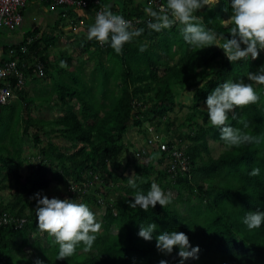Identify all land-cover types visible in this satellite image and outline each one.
Returning a JSON list of instances; mask_svg holds the SVG:
<instances>
[{"label": "trees", "instance_id": "16d2710c", "mask_svg": "<svg viewBox=\"0 0 264 264\" xmlns=\"http://www.w3.org/2000/svg\"><path fill=\"white\" fill-rule=\"evenodd\" d=\"M110 1L114 6L116 1H121L117 12L125 19H142L134 29H144L143 34L125 44L121 55L108 44L103 48L96 40L81 44L88 58H97L90 77L83 73L81 78L91 87L82 93L78 91L79 81L74 79V73L82 66L69 76L73 86L61 77L54 89L58 101L53 106L60 110L57 117L32 118L31 100L26 91L21 90L16 94L23 106L22 136L10 137L11 123L2 122L0 215L6 214L8 223L0 225V264H34L37 259L42 264H159L160 260L179 264L178 249L164 255L155 247V237L172 230L185 233L190 244L199 247L198 259L186 260L184 264H264V224L249 231L242 223L246 212L264 211V140L227 149L219 138V129L209 125L206 108H201L206 105L210 92L227 80L252 83L260 96L259 102L235 109L229 114V124L243 128V123H247L244 131L264 137V85L247 79L249 72L255 73L264 65V52L255 60L230 63L217 45L204 49L187 45L178 24L159 33L150 31L146 1L99 0L107 9ZM214 9L212 13H202L204 26L230 38V0H219ZM63 14L62 11L60 17ZM66 14L76 17L70 8ZM200 14L201 11L196 13ZM38 34L39 30H33L20 43H4L0 48V64L17 60L21 68L24 65L22 70L27 79L51 78L53 67L48 50L56 43V37H38ZM218 44L222 47L223 41ZM142 46L146 51H139ZM103 53L107 55L106 64L101 60ZM35 60L43 64V76L33 73ZM71 60L72 56L66 61L60 59L66 65ZM54 65L58 74L61 73L63 68ZM112 81H117L113 85L122 83V92L110 100L108 87ZM174 84L183 85L181 89L191 93L188 98L191 106L176 102V94L172 92ZM95 86H98L96 90ZM49 99L46 105L50 104ZM9 106L0 105V115L3 110H9ZM186 107L185 114L180 115L178 112ZM233 115L237 116L236 120L232 119ZM128 122L137 130L136 135L146 138L139 147L135 146L138 140L124 141ZM154 131H161L164 136L160 143L164 149L159 143L151 147ZM31 139L35 143L31 144L33 150L24 158L21 148ZM211 141L220 147L213 150ZM123 159L126 160L124 165ZM180 160H184V169ZM24 162H32L31 168L36 169L22 180L20 169ZM129 167L141 176L137 184L145 193L155 182L163 191L174 189L176 201L164 208L157 204L147 212L130 209L128 204L134 202L135 190L128 186L129 177L124 175ZM254 167L260 168L256 177L249 175ZM218 174L223 175L225 181L220 195L209 188L204 178L215 179ZM120 181L126 185H118ZM52 183L64 188L65 194L59 191L56 198L86 203L94 215L93 206H105L100 218L102 228L92 248L85 251L81 244L75 254L65 260L57 259L59 248L53 238L37 229L36 201L30 199L37 192L53 198L45 192ZM112 184H116L115 189ZM112 189L115 195L110 192ZM4 191L7 192L5 197L1 195ZM181 201L187 205L186 215L173 205ZM20 219L26 222L21 225ZM141 223L157 225L151 241L138 236ZM112 228L116 229V234L111 232ZM41 234L46 245L38 239Z\"/></svg>", "mask_w": 264, "mask_h": 264}, {"label": "clouds", "instance_id": "9594fccd", "mask_svg": "<svg viewBox=\"0 0 264 264\" xmlns=\"http://www.w3.org/2000/svg\"><path fill=\"white\" fill-rule=\"evenodd\" d=\"M217 2L219 0H215V3ZM206 5L207 0H164L155 10L151 6L146 7L145 12L150 17L147 28L159 33L178 24L184 42L199 49L216 46L218 42L223 41L222 47L219 48L223 50L230 63L249 58L255 60L261 52H264V0H230L232 23L230 38L206 28L202 16L196 15ZM143 32L144 29H134L130 20L122 15L113 14L111 9L106 7V10L97 12L94 23L88 29L87 39L96 40L102 47L108 44L117 55H121L124 45L140 37ZM139 51L144 52L146 48L142 46ZM61 66L66 67V64L62 61ZM247 79L257 85H264V65H261L255 73L249 72ZM259 100L260 96L252 83L227 80L210 92L206 98V105H202L201 108H206L209 125L219 129L220 140L227 149L231 150L264 140V137L253 136L244 131L248 128L247 123H243V128L229 124L230 113H234L237 108L243 109L256 104ZM188 104L191 106V101ZM232 119L236 120L237 116L233 115ZM151 137L150 141L154 143L151 147L155 148L156 143H159L160 148L163 146L160 144L164 137L161 131H154ZM212 143L217 144V142ZM187 170L188 167L185 171ZM259 174V167L252 168L249 173L252 177ZM140 178L141 176L133 173L127 181L128 186L135 190V195L132 197L134 202L128 204L130 209L139 208L147 212L157 204L164 208L171 203L170 197L155 182L150 185L146 193L140 189L137 184V179ZM95 179L97 183V177ZM30 199L36 201L37 229L52 237L53 242L58 245V260L72 257L81 244L85 251L92 248L102 225L96 221L94 213L86 203H77L67 198L49 199L40 192L35 193ZM183 214L186 215V212ZM242 223L249 231L259 229L264 224V211L246 212ZM156 230L155 223H141L138 236L144 241H151ZM155 241L156 249L164 255H171L174 248L178 249L179 264H184L186 260L198 259L199 247H193L188 236L183 232L164 231L155 237ZM34 264H42V261L37 259ZM159 264H167V261L160 260Z\"/></svg>", "mask_w": 264, "mask_h": 264}, {"label": "rangeland", "instance_id": "374dc122", "mask_svg": "<svg viewBox=\"0 0 264 264\" xmlns=\"http://www.w3.org/2000/svg\"><path fill=\"white\" fill-rule=\"evenodd\" d=\"M137 1V0H136ZM141 1H144V0H141ZM218 3V2H217ZM215 3V0H207V5L205 6L206 8H202L200 9L199 11H201V14L199 16H202V13H204L205 11V14H209V13H212L214 12V8L216 7V4ZM116 5H117V8L118 7H121L122 6V3L121 1H116ZM46 8H43L44 12L46 13L45 16H40V17H37V18H34L32 16H28L25 18L24 20V24L22 26V28H20V30H18V32L22 35L23 34H26L27 32H29L33 27L35 26H39V25H42L45 26L46 24L49 23V29L53 28L54 25H55V22L58 20V21H62L63 19L59 17L58 13L56 12H50L49 8L46 9ZM113 12V14H118L117 12V9H114V10H111ZM76 14V12H75ZM76 16V15H75ZM93 15H89L88 16V19H87V23H88V26L90 27L92 24H93ZM72 21V22H71ZM73 22H76V27H74V25H71L73 24ZM63 25L62 27L68 29V32L66 33H63L60 37H59V34L60 32L59 31H56L55 32V35H56V38H55V41L56 43L54 44L53 48L50 49V53H49V61L51 62V65L53 68L50 69V74H51V78H49L48 80H36L32 83H30V81L28 80L27 83H26V88H28V97H36L34 100V103L29 105V109H30V116L32 118H37V119H46V120H49V119H52V118H55L57 117L59 114H60V110L56 107V106H53V104L56 102L57 103V98H56V93L54 92V89H55V86L59 83V81L61 80V77L65 76V82H67L68 84L72 85L73 86V83H72V80L69 79L67 76H71L72 77V74L71 71H76L79 67L75 65V63H79V61L83 62V65L81 70H78L76 71L74 74V79L76 81H79V88H78V91L80 93L82 92H85L87 90L90 89V85L89 83H85L81 80L82 78V75H83V72H84V76L86 77H90V74L91 72L94 70V65L96 64L97 62V58L93 57V58H88L87 57V60H85V57L86 55H84L81 51V44H83L82 41H85L84 38L87 39L88 35H83V34H79L78 31L81 30L79 24L77 23V19H75V17H71L70 18H67L65 19L63 22ZM39 24V25H38ZM224 24L226 25L227 24V20H225ZM71 32H70V31ZM72 33V34H70ZM78 33V34H77ZM11 35V32L5 30V29H0V48L1 46L8 40V38L10 37ZM221 44H217L218 47H220ZM69 56H72V60L70 62L69 65H66V67H62L61 66V61L60 59H64L65 61L67 60V57ZM101 60H103L106 64V60H107V55L106 54H102L101 55ZM176 60V59H175ZM59 64L61 68H63L65 71L62 73H59L58 74V68L56 65L54 64ZM67 66L69 68H67ZM80 66V67H81ZM63 75V76H62ZM99 76V74H98ZM118 81V80H117ZM117 81H112V85L109 86L108 88L110 89V92H109V95H108V98L111 100L112 98L115 97V95H119L121 94V82L120 84H116V85H113L115 84ZM183 86V85H181ZM181 86L178 85V84H174V86L172 87V92H174L176 94V102L177 103H180V104H185L188 102V98L190 97L191 93L189 91H185V90H182L181 89ZM98 88V86H95V90ZM120 92V94H119ZM54 94V95H53ZM53 95V96H52ZM92 97H97V96H100V95H90ZM50 98V99H49ZM48 99L50 101V104L46 105L45 103L48 102ZM90 100H96V98H91ZM44 102V103H43ZM189 103V102H188ZM75 104V109L78 108V105L74 102ZM9 106V110L6 109V110H3L1 112V115H0V127H2V122L4 121H9V123H11V126H10V129H9V136L10 137H14L16 138L17 136H22L21 135V132H22V121H23V118H24V115H23V106H22V103L17 100V99H14V100H10L9 103H8ZM186 105V104H185ZM203 107V106H201ZM204 109V108H202ZM175 110L177 111L178 110V106L176 105V108ZM186 108H183V110L179 111L178 113H180V115H184L185 112H186ZM10 115H12L11 117H9ZM173 116V114L171 115ZM128 124V131L126 133V135L124 136V141H133L134 140H138V143L135 144V146L137 145V147L140 146V144H143L144 143V139L142 137H139L137 134V130L135 129V127H133V125H131L130 122L127 123ZM33 131L30 130V134L32 133ZM136 133V134H135ZM153 134V133H152ZM42 140H44V136L42 135L41 137ZM31 142V143H30ZM213 141H211V147L213 148V150H217L218 149V144H213L212 143ZM31 144H35L33 142V140L31 139L30 141L28 140L27 143H25V154L24 156L27 158L28 155L32 150V146ZM220 147V146H219ZM151 150H153L151 147H149ZM129 150V148H128ZM132 152V151H130ZM31 163L32 162H26L20 169V173L22 175V180L24 178H26L29 173L31 172ZM126 163V160L123 159L122 161V165H124ZM33 166H36V165H33ZM157 167V166H156ZM162 168V167H161ZM134 173V170L132 167H129L127 169L126 172H124V175L125 176H128V177H131V175ZM50 176V174H48V177ZM155 176V174H153V177ZM205 175H203L204 177ZM208 182H209V188L216 194V195H220L221 194V189H222V186L224 184V176L223 175H220L218 174L217 177L214 179V178H211V177H204ZM116 184H112L111 186H115ZM118 185H123L125 186L126 183L123 182V181H120L118 183ZM114 189L116 187H113ZM112 189V191H110L113 195H115L116 191ZM62 192L63 194H65L64 192V188L61 187V186H58V185H55L54 183L51 184V186L45 190V192H47L50 196L52 197H57L58 196V192ZM164 193L166 195H168L171 199V201H176L175 198H176V194L177 192L174 190V189H166L164 191ZM2 196H6L7 195V192H2L1 193ZM175 205V207L177 208V210L181 213H185L186 210H187V205L184 203V201H181V202H178V203H175L173 204ZM93 210L95 211V215H96V221L98 223H100L101 221V216L102 214L104 213V210H105V206L104 205H101L99 208H96V206H93ZM111 232L113 234H116V229L115 228H112L111 229ZM36 236H33L32 239H35ZM38 239L44 244L46 245V241H45V238H44V235L41 234L38 236Z\"/></svg>", "mask_w": 264, "mask_h": 264}, {"label": "built area", "instance_id": "2783aa9c", "mask_svg": "<svg viewBox=\"0 0 264 264\" xmlns=\"http://www.w3.org/2000/svg\"><path fill=\"white\" fill-rule=\"evenodd\" d=\"M35 0H0V28H6L10 31L16 30L22 23V9L24 6ZM147 7L151 6L154 9L164 2V0H144ZM52 6L68 7L76 10H92L94 19L97 12L106 10V7L101 5L99 0H52ZM146 16L147 13H146ZM132 22L133 28L140 20L127 19ZM149 20V17H146ZM142 21V19H141ZM24 65H22V68ZM32 71L34 74L43 76L44 66L38 60L32 63ZM17 60H9L0 64V105H6L10 100L14 99L16 92L25 89L27 75L22 70ZM164 149V147H161ZM176 158L179 159V154L176 153ZM179 164L184 169V160H180ZM6 221V222H5ZM25 219H20L21 225L25 223ZM8 223L6 214L0 215V225Z\"/></svg>", "mask_w": 264, "mask_h": 264}, {"label": "crops", "instance_id": "0c3cea01", "mask_svg": "<svg viewBox=\"0 0 264 264\" xmlns=\"http://www.w3.org/2000/svg\"><path fill=\"white\" fill-rule=\"evenodd\" d=\"M137 1H139V0H137ZM108 7L111 9V10H114V9H117V6L115 5L114 6V3H113V1H110L109 2V4H108ZM43 8H46V9H48L49 8V10H50V12L52 13V12H56V13H58V15H59V17H60V13L63 11V12H65V14H63L60 18H62L63 20L62 21H56L55 22V25H54V27L53 28H51V29H49V23L48 24H46L45 26H43L42 27V25H39V26H35V27H33L30 31H33V30H39V34L37 35L38 37L39 36H43V35H55V32L56 31H59L60 32V34H59V37L63 34V33H67L68 32V29H66V28H64V27H62V26H64L63 25V21L65 20V19H67V18H70L67 14H66V11H67V8L68 7H62V6H52V0H35V1H31V2H29V3H27L25 6H24V8L22 9V23H21V25L16 29V30H14V31H10V30H8V29H6V28H0V29H5V30H7V31H9V32H11V35H10V37L8 38V40L5 42V43H8V44H17V43H20L21 42V40H22V38L24 37V36H26V34L28 33H26V34H23L22 33V35L18 32V30H20V28H22V26H23V24H24V20H25V18L26 17H28V16H32V17H34V18H37V17H40V16H45L46 15V13L44 12V10H43ZM45 9V10H46ZM74 13L76 12V17H75V19H77V23L79 24V26H80V28H81V30H79L78 31V33L79 34H83V35H88V29H89V26H88V23H87V19H88V16L89 15H93V12H92V10L90 9V10H76V9H72V8H70ZM72 22V21H71ZM93 23H94V17H93ZM71 25H74V27L75 28H77L76 27V22H73V24H71ZM29 31V32H30ZM70 31V30H69ZM71 32V31H70ZM77 33V34H78ZM70 34H72V33H70ZM55 37H56V35H55ZM84 40H86V42L85 41H82L83 43H87V42H89V40L88 39H86V38H84ZM81 46V45H80ZM53 48V47H52ZM90 48H92L91 50H93V47H90ZM51 49V48H50ZM50 49L48 50V53H50ZM174 49H175V47H173V50L172 51H174ZM81 51H82V49H81ZM83 53V52H82ZM84 55H86V57H85V59L87 58V57H89L87 54H85V53H83ZM103 61V60H102ZM61 63V62H60ZM103 63H104V61H103ZM75 65L76 66H78V67H80L81 65L79 64V63H75ZM67 68H69L68 66H67ZM65 70L63 69L62 70V74H63V72H64ZM72 72H74V71H71V73ZM84 73V72H83ZM63 76V75H62ZM64 78H65V76H63ZM68 78H69V76H67ZM89 78V77H88ZM30 81V83H32V82H34L33 80H31L30 78L29 79H27L26 80V83H27V81ZM25 91H26V93L28 92V88H26V86H25V89H24ZM54 95V94H53ZM52 95V96H53ZM27 96H28V94H27ZM31 101L32 100H34L36 97H28ZM14 99H17V94L15 95V97H14ZM14 99H12V100H14ZM30 101V104L29 105H31V104H33L34 103V101L33 102H31ZM25 147V144H24V146H22V148H21V150H22V157H24V158H26L25 156H24V154H25V151H24V148ZM28 155V154H27ZM28 158V157H27ZM27 161H28V159H27ZM24 164H25V162H24ZM23 164V165H24ZM22 165V166H23ZM36 168H31V172H33L34 170H35ZM30 172V173H31ZM30 173H29V175H30ZM28 175V176H29Z\"/></svg>", "mask_w": 264, "mask_h": 264}]
</instances>
